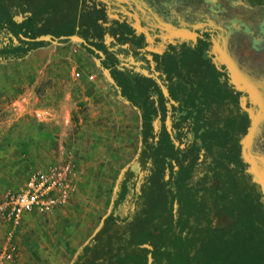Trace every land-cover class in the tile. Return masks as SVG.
<instances>
[{"label": "trees", "instance_id": "trees-1", "mask_svg": "<svg viewBox=\"0 0 264 264\" xmlns=\"http://www.w3.org/2000/svg\"><path fill=\"white\" fill-rule=\"evenodd\" d=\"M3 10L0 19H10ZM30 14L24 32L28 41L1 47L0 60L22 59L47 42L33 39L38 34L36 14ZM63 40L67 41L59 39ZM97 49L108 60L102 63L110 69L120 98L139 116L140 148L136 165L121 171L108 212L94 234L76 248L69 264H147L148 253L149 264H199V258L179 256L172 248L174 234H182L174 229L175 221L186 205L196 203L188 208L197 210L200 202L211 229L212 221L221 218L225 226L216 230L222 234L231 230V242L219 238L231 243L230 261L264 264V198L243 156L242 140L251 120L241 106L242 91L235 90L223 69L211 61L207 43L180 44L165 53L160 73L174 102L157 82L122 72L113 65V56ZM245 105L252 106L249 101Z\"/></svg>", "mask_w": 264, "mask_h": 264}, {"label": "crops", "instance_id": "crops-1", "mask_svg": "<svg viewBox=\"0 0 264 264\" xmlns=\"http://www.w3.org/2000/svg\"><path fill=\"white\" fill-rule=\"evenodd\" d=\"M252 1L255 0H63L69 15L76 18L73 26L61 28L55 26L53 21L41 26L34 25L38 34L50 33L52 37L41 39L47 42L36 46L22 59L0 60V129L11 130L4 133L6 136L2 135L1 139L11 145L35 144L28 136L31 121L36 129H51L52 139L62 144L63 137L56 130L60 129L58 118L63 114L64 126L79 129L77 140L88 136L87 140L96 146L104 145L102 137H108L107 142L110 139L131 140L130 125H134V112L133 122H136L139 141L137 153L140 148L139 116L129 103L120 98L110 69L102 63L108 60L97 48L113 56V65L119 61L125 65L133 62L134 72L149 75L141 62L143 55L138 52L141 44L147 42L145 48L148 51L156 48L153 45L160 38L188 43L189 40L194 41L195 35L201 34L202 28H210L223 36H210L213 61L225 66L230 73L231 83L236 88L235 82L242 86L239 89L244 91L247 101L251 103L250 98L254 95L255 103H251L250 107L256 121L251 149L254 145L260 148L251 152L264 156V5L254 6L251 5ZM36 6V2L27 5L28 17L32 11L36 14ZM45 11V16L49 18L52 13L48 6ZM21 17L19 13L15 16L17 20ZM120 28H131L136 34L129 36V30ZM78 31L86 35L85 39L77 34ZM104 31L109 34L105 35L107 41H111L112 36L123 47L119 45L114 52L106 48L102 38ZM117 32L118 37L115 35ZM73 34L84 40L85 44L71 40L68 36ZM88 43L97 47L90 49L102 54L96 52L99 55L96 57L87 53L82 45L88 47ZM129 43L132 45L131 52L134 50V58L129 57L130 53L124 48ZM103 69L108 70L110 78ZM91 75L93 78L89 77ZM242 80L256 85L257 91L248 93V86H244ZM70 137L71 144H74L76 136ZM35 139L37 144L43 141L38 133ZM54 165L59 164L46 168ZM77 169L76 192L66 206L56 209L55 213L33 210L24 214L21 222L31 215L41 219L54 217L78 202L80 205L81 192L87 191L86 185L89 188L91 170H85L81 161ZM1 217L8 229L12 228Z\"/></svg>", "mask_w": 264, "mask_h": 264}, {"label": "rangeland", "instance_id": "rangeland-1", "mask_svg": "<svg viewBox=\"0 0 264 264\" xmlns=\"http://www.w3.org/2000/svg\"><path fill=\"white\" fill-rule=\"evenodd\" d=\"M19 1L25 3V0ZM39 2L47 5L52 13L49 18L47 17L48 24L69 15L63 0H39ZM27 3L29 4V2ZM132 114L134 125H130L131 140L130 138L117 139L116 141L110 139L107 142L108 137H102L101 141L104 145L100 144V146L92 145L87 140L88 136L85 139L82 137V140H77L79 129L76 126L70 128L64 126L63 114L58 118L57 125L60 126V129L56 130L57 134H61L63 137L62 144L52 139L51 129H44V127L36 129L34 122L31 121L28 136L34 141L33 145L8 144L7 141H4L5 139H1L3 138L1 136H6L4 133H9L11 130L0 129V201L8 190L21 189L31 172L39 168L44 169L51 164L62 163L69 151H73L75 159L77 157V164L81 161V166L85 170H91L89 188L86 185L87 191L81 192V204L79 205L78 202L54 217L41 219L31 215L26 221L21 222L13 229L11 236V242L15 245L12 259L8 262L4 261L2 264H69L76 248L94 234L100 219L108 212L121 171L136 165L134 159L139 141L136 122H133L135 114L134 112ZM156 125H158L157 121ZM37 133L41 134L43 139L40 144H37L35 139ZM70 136H76V139H73L74 144H71ZM2 141L4 142L2 143ZM123 141L124 143H122ZM259 148L254 145L251 150L256 152ZM250 165L249 163L248 166ZM257 168L259 171L264 170L260 162L257 164ZM228 192L231 195V188L228 189ZM195 204L186 205L183 208L184 214L175 221L177 227L174 229L182 231V234H174L175 245L172 249L177 251L179 256L190 255L199 258V264H237V262L230 261L231 243L228 242L226 245L219 239L223 236L231 242V230L225 234L216 230L225 226L222 224L225 220L215 218L212 221L215 230L211 229L208 226L210 222L207 220L209 215H206L203 210L202 202L195 206L198 208L197 210L188 208L189 205ZM226 208L228 210L225 211L230 213L231 206ZM226 219L227 222H231V218ZM169 222L168 220L167 223ZM9 229L0 215V249L6 243V234Z\"/></svg>", "mask_w": 264, "mask_h": 264}, {"label": "flooded vegetation", "instance_id": "flooded-vegetation-1", "mask_svg": "<svg viewBox=\"0 0 264 264\" xmlns=\"http://www.w3.org/2000/svg\"><path fill=\"white\" fill-rule=\"evenodd\" d=\"M3 7H0L1 9H4L2 11L3 15L9 16L10 19H6L1 20L0 19V48L3 46H16V45H20L22 41H28L24 34L25 32V28L28 27L29 25V21H28V16L29 14H26V7L28 5L27 2H29V4H37L36 6V20H35V25L41 26L44 25L45 23L48 24L46 21L47 20V16H45V9H47V5L42 4L41 2H39V0H25V3L23 1H17V0H2ZM253 3H251V5H264V0H255L252 1ZM7 8V9H6ZM16 12V14H20L22 15L20 20H17L15 18L16 14L14 13ZM26 14V15H25ZM76 18L72 17L71 15H68L65 18H59L57 21H53L55 26H61V28H69L71 26H73L75 24ZM50 24V23H49ZM109 29V28H106ZM120 29H127L130 32L128 33L129 36H133L136 33L131 29V28H120ZM90 30V28L88 29ZM209 30V31H208ZM213 30V31H212ZM206 31V32H205ZM215 30V29H210V28H202V32L201 34H198L197 36L195 35L194 41L193 40H189L188 43H178L174 40H170L169 38H160V40H158L153 47H156L155 49L152 50H148L145 48V46H147V42L146 44L143 43L141 44V46L138 48V52L140 55H143V61H141L143 63V67L148 70L149 75H142L138 72H134L135 71V65L133 62L127 63V65L123 64V62L119 61L116 62V64H114V66H116L118 69H120L122 72L126 71H132L130 73H134V74H139L140 75V79H149V80H154L155 82H157L158 86L160 87L159 83H158V79L162 82L163 78L165 77L164 74L160 73V68L161 67V62L162 59L164 58V55L166 52H172L173 49H176L177 47L180 46V44H188V45H192V44H199L202 41L207 43V49H206V54L210 57L211 61L217 65L218 67H221L223 69V72L225 74V77L227 79V81L230 82V84L233 86V88L235 90L236 87L231 83L230 81V73L227 72L226 68L224 65L222 64H217L216 61H213L212 59V55L210 53V49H211V41L210 40V36L214 35L215 37H217V35H219L220 33ZM78 35L82 36L83 38L86 37V35L84 36L83 34H81V32H77ZM106 34H108V31H104L102 34V38L103 41L105 43V47L110 49L112 52H114L113 50L117 49L120 46H122L123 44H118V42L116 41V39H114L111 36V41H107L106 40ZM109 35V34H108ZM116 37L119 36L118 32L115 33ZM213 36V37H214ZM221 36V38L223 37L221 34L219 35ZM85 39V38H84ZM30 40V39H29ZM193 41V42H191ZM96 42V41H95ZM88 47L91 48H95V45L89 44L88 43ZM123 47V46H122ZM125 49L128 50V53H130L129 57L132 56L134 58V55L132 54V52L134 50H130V48H132L131 43H129V45H126L124 47ZM109 51V50H108ZM115 54V53H114ZM138 54V53H137ZM134 66V67H133ZM133 67V68H132ZM163 83V82H162ZM164 85V84H163ZM161 89V87H160ZM240 90V89H239ZM162 91V89H161ZM168 91V89H167ZM242 91V96H243V90ZM163 93V92H162ZM241 96V97H242ZM169 101L171 102L170 98L171 96L169 95L168 92V96H166ZM174 102V101H173ZM156 122V121H155ZM154 122V123H155ZM158 122V121H157ZM249 165V163H248ZM264 198V195H263Z\"/></svg>", "mask_w": 264, "mask_h": 264}, {"label": "built area", "instance_id": "built-area-1", "mask_svg": "<svg viewBox=\"0 0 264 264\" xmlns=\"http://www.w3.org/2000/svg\"><path fill=\"white\" fill-rule=\"evenodd\" d=\"M93 78V75L89 76ZM77 163L75 154L69 151L62 163L39 168L29 174L23 187L8 190L0 201V214L11 224L6 243L0 249V264L11 261L15 245L11 242L13 229L21 224L24 214L37 210L52 213L67 205L76 192Z\"/></svg>", "mask_w": 264, "mask_h": 264}, {"label": "water", "instance_id": "water-1", "mask_svg": "<svg viewBox=\"0 0 264 264\" xmlns=\"http://www.w3.org/2000/svg\"><path fill=\"white\" fill-rule=\"evenodd\" d=\"M51 37H52V35L50 33H42V34L35 35L33 39H50ZM61 37H63V36H61ZM68 37L73 41H80L82 44H85L84 40H82L76 34H73V35L68 36ZM96 52H98L100 55L102 54L100 51L96 50ZM103 70H104V73L108 76V78H110V74H109L108 70L107 69H103ZM242 82H243L244 86H248V90H247L248 93L253 94V93H255V91H257L256 85L251 84L245 80H242ZM158 83L162 89L163 94L165 96H168L167 88L163 85V83L159 79H158ZM235 84L238 87L236 89L242 88V86L237 84V82H235ZM253 97H254V95L252 96V98H250L251 99L250 101H251V103L254 104L255 101L253 100L254 99ZM170 100H171V102H173V100L171 98H170ZM246 101H247L246 97L243 95L241 97V106L247 110L249 117H250V120H251V124L248 128V131L242 140V143H243V145L245 147V151H246V152H243V156L251 164L250 166H248L247 171L252 174L253 181L259 185L260 190H261L262 194L264 195V170L259 171V169L257 168V164L259 163V161L264 166V156L256 155V154H253L251 152V142L253 139V133H254V127H255L254 124L256 121V116H255L253 109L250 106L245 105ZM167 122L169 125V120ZM154 124L156 125V122ZM148 247L150 248V246H148ZM150 261H151V257H150V254L148 253L147 254V264H149Z\"/></svg>", "mask_w": 264, "mask_h": 264}]
</instances>
